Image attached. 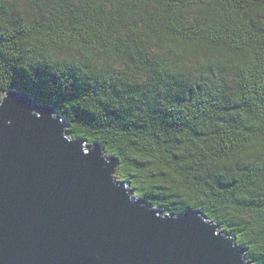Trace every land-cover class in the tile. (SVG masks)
Instances as JSON below:
<instances>
[{
  "label": "trees",
  "instance_id": "16d2710c",
  "mask_svg": "<svg viewBox=\"0 0 264 264\" xmlns=\"http://www.w3.org/2000/svg\"><path fill=\"white\" fill-rule=\"evenodd\" d=\"M13 89L264 264V0H0V103Z\"/></svg>",
  "mask_w": 264,
  "mask_h": 264
},
{
  "label": "water",
  "instance_id": "95a60500",
  "mask_svg": "<svg viewBox=\"0 0 264 264\" xmlns=\"http://www.w3.org/2000/svg\"><path fill=\"white\" fill-rule=\"evenodd\" d=\"M20 90L0 103V264H254L203 210L162 214L101 144Z\"/></svg>",
  "mask_w": 264,
  "mask_h": 264
},
{
  "label": "rangeland",
  "instance_id": "374dc122",
  "mask_svg": "<svg viewBox=\"0 0 264 264\" xmlns=\"http://www.w3.org/2000/svg\"><path fill=\"white\" fill-rule=\"evenodd\" d=\"M106 153H107V152H106ZM107 155L111 157L110 154L107 153ZM117 161H118V159H117ZM117 171H118V172H117V174H116V177L118 178L119 181H123V180H121L120 175H119V174H120V173H119V171H120V163H119V161H118ZM123 182H125V181H123ZM128 188H129V189H132L133 191H135V196H136V197H139V198H144V197H145L143 191L140 190V189H138V188L134 190V188L132 187V184H131V183H130V185H129ZM145 199H146V198H145ZM150 202H151V203H154L152 200H150ZM154 205L156 206L155 203H154ZM154 205H153V207H154V208H157V207H155ZM157 209H158V208H157ZM158 210H159V209H158ZM160 211H161V210H160ZM161 213H162V214H166V213L163 212V211H161Z\"/></svg>",
  "mask_w": 264,
  "mask_h": 264
}]
</instances>
